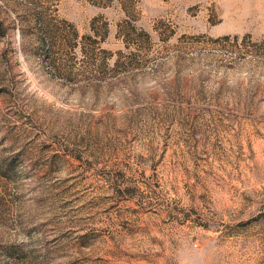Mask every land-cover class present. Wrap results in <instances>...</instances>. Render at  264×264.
Masks as SVG:
<instances>
[{"label":"rangeland","instance_id":"obj_1","mask_svg":"<svg viewBox=\"0 0 264 264\" xmlns=\"http://www.w3.org/2000/svg\"><path fill=\"white\" fill-rule=\"evenodd\" d=\"M0 264H264V0H0Z\"/></svg>","mask_w":264,"mask_h":264},{"label":"trees","instance_id":"obj_2","mask_svg":"<svg viewBox=\"0 0 264 264\" xmlns=\"http://www.w3.org/2000/svg\"><path fill=\"white\" fill-rule=\"evenodd\" d=\"M51 29L48 24H44V21L39 15H34L33 20V27L30 28V34L36 36L39 43H45L48 42V45H50L49 42H51L52 36H51ZM23 34H25V30L22 31ZM73 39H77V34L73 33ZM51 46V45H50ZM51 50V48L49 49Z\"/></svg>","mask_w":264,"mask_h":264}]
</instances>
